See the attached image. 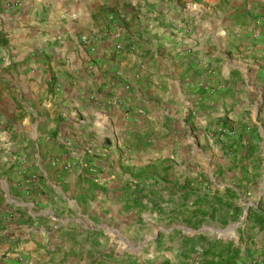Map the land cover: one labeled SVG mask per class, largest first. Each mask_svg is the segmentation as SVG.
Returning <instances> with one entry per match:
<instances>
[{
	"label": "crops",
	"instance_id": "0c3cea01",
	"mask_svg": "<svg viewBox=\"0 0 264 264\" xmlns=\"http://www.w3.org/2000/svg\"><path fill=\"white\" fill-rule=\"evenodd\" d=\"M254 263L264 0H0V264Z\"/></svg>",
	"mask_w": 264,
	"mask_h": 264
},
{
	"label": "built area",
	"instance_id": "2783aa9c",
	"mask_svg": "<svg viewBox=\"0 0 264 264\" xmlns=\"http://www.w3.org/2000/svg\"><path fill=\"white\" fill-rule=\"evenodd\" d=\"M113 36H114V39H116L115 49L116 50H120L122 48V44H121V41H120L121 34L119 32H115L113 34ZM82 39H83V41H87L88 40V38L86 36H83ZM126 88H127V86H126ZM254 264H258V263H254Z\"/></svg>",
	"mask_w": 264,
	"mask_h": 264
}]
</instances>
